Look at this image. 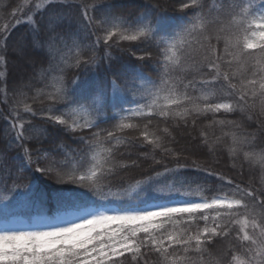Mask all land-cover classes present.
Wrapping results in <instances>:
<instances>
[{
    "label": "snow or ice",
    "instance_id": "snow-or-ice-1",
    "mask_svg": "<svg viewBox=\"0 0 264 264\" xmlns=\"http://www.w3.org/2000/svg\"><path fill=\"white\" fill-rule=\"evenodd\" d=\"M28 2L25 0V4ZM61 2L47 0L45 7L35 3L29 11L38 14L39 19L29 16L31 35L19 38L14 49L26 60L37 49L49 58L51 66L42 73L41 82L47 74L63 71L62 65L83 72L105 64L111 67L120 54L144 63L152 60L151 52L137 55L122 44L137 41L159 50L163 59H157L155 64L161 75L156 80L133 76L127 88L117 82L119 75L110 82L111 107L119 109L120 117L112 131L100 127L107 119L116 118L105 116V94H88L80 75L67 85L63 77L57 78L52 93L36 91L33 102L41 98V103L49 102L41 110L47 123L61 127L81 142L82 146L71 149L79 161L78 167L69 166L68 160L73 157L67 151L49 152L42 157V148L28 147L36 137L25 135L33 125L24 116L35 117L37 112L25 102L29 97L24 89L31 90L32 84L20 82L14 86L16 100L4 117L8 128L5 139L0 140V170L7 171L11 187L4 180L0 184L6 191L14 192L13 199L27 196L32 191L31 182L21 181L25 179L24 172L31 170L79 185L86 191L75 196L58 194L59 207H73L71 216H54L49 222L30 228L10 226L5 221L0 228V264H264V175L259 189L251 184L242 187L243 181L227 180L231 195H221L224 175L202 168L196 160L182 158L184 149L178 151L169 146L178 141L168 127L159 129L160 134L149 131L153 119L172 122L177 129H184L195 148L213 151L207 133L197 132L198 121L209 114H238L240 123L216 119L212 123L234 129L226 134L231 136L229 153L234 161L240 160L241 167L244 161L250 167L259 163L264 172V152L244 151L255 146L256 137L264 142V4L224 0L221 8L213 9L216 15H212L206 10L207 0H173L172 5L147 0L144 10L130 18L109 0H84L79 16H71L60 6ZM18 11L14 10L13 16ZM257 12L260 14L255 15ZM16 24H20L18 19ZM65 26L71 28L72 37L81 32L93 37L88 47L90 55H82L75 39L69 46ZM9 27L11 24L0 28V36ZM7 52L6 47L0 48V53ZM5 64V55L0 54V67ZM197 91L200 95L190 94ZM125 104L135 107L125 108ZM53 112L59 114L52 115ZM82 112L92 119H85ZM134 119L147 123L141 128L140 124L126 122ZM244 125L254 126L256 132H247ZM125 130H138L139 136L118 135ZM144 143L151 146L153 153L159 150L162 160L171 157L177 164L175 169L169 168L153 156V164L163 167V173L155 174L157 177L167 174L176 178L168 191L152 187V176L118 193L100 190L97 185L102 176L111 175L117 168L139 167L137 160L147 153L129 163H122L120 158L126 153L131 157L132 150ZM13 153L20 158L14 168L8 163ZM187 167L217 177L222 185L212 190L217 194L199 199H168L172 195L192 196V184L202 191L197 182L179 178L181 169ZM19 188L27 191H14ZM89 193L100 200L109 195L117 197L122 206L110 212L73 203L74 197L83 199ZM149 198L160 202L149 203ZM225 242L228 243L224 248L213 252ZM237 252H242L244 258L234 254Z\"/></svg>",
    "mask_w": 264,
    "mask_h": 264
},
{
    "label": "trees",
    "instance_id": "trees-1",
    "mask_svg": "<svg viewBox=\"0 0 264 264\" xmlns=\"http://www.w3.org/2000/svg\"><path fill=\"white\" fill-rule=\"evenodd\" d=\"M37 2L41 3L42 7L47 5V0H29L27 4H25V0H0V28L4 25L11 24L7 33L0 36V48L6 47L8 49L7 54L0 53L5 55L6 61L5 66L0 67V113H3V115L0 116V140L5 139V130L8 128V124L4 117L8 116L9 106L15 103L16 100V92L13 91L14 86L20 82L31 83V90L27 88L24 89L29 97L25 102L37 112V115L35 117L30 115L24 116L25 121H30L33 125L32 128L25 132V135L36 137V139L30 140L28 147L30 149L33 147L42 148V157L49 152L64 153L67 151L70 156L73 157L68 160L69 166L78 167L79 161L75 158L76 154L71 153V149L76 148L78 145L82 146L81 142L71 133L64 131L61 127L47 123L44 119L45 113L41 110L46 109L49 106V102L43 100V103H41V99L43 98L37 99L33 102L31 98L35 96L36 91L42 89L45 93H52L54 92L57 78L63 77V81L67 85L75 76L80 75L83 83L86 85L88 94L97 93L98 91H103L105 94L108 105L105 110V116H115L116 118L107 119L105 123L100 125V127L112 131L114 125L120 122V117L117 115L119 109H113L111 107L112 98L110 82L119 75L121 78L118 79L117 82L120 83L122 87L127 88L130 87L132 83V77L136 75L156 80L160 77L161 73L157 70L158 65L155 64V61L157 59L162 60L163 57L159 55V50L154 45H146L139 41L122 42L124 47L130 48L132 51L136 52L137 55L142 54V51L151 52L153 59L144 63L136 61L124 54H120L111 67H108L107 64H105L99 68L83 72H77L74 69L62 65L61 67H63V71H53L50 74H47L41 82L42 73H47V70L51 66L49 58L38 49L32 52L27 60L14 52L17 40L19 38L30 37L31 35L30 27L28 25L29 16H33L34 19H39L38 14L29 11V9L33 8L34 4ZM83 2L84 0H62L60 6L65 8L71 16H79L81 11L80 5ZM91 2L92 0H88V3ZM109 2L115 3L117 10L123 15L135 18L144 10V4L147 0H109ZM207 2L208 7L206 10L211 12L212 15H216L213 9L221 8L224 0H207ZM227 2L239 3L240 0H227ZM161 3L172 5L173 0H161ZM254 3L256 5L264 4V0H254ZM16 9H19V11L13 16V12ZM168 11L171 14V7L168 8ZM259 14L260 13L258 12L255 13V15ZM17 19L20 21L19 25L16 24ZM63 31L68 34L65 37V40L69 46H71L72 39H75L82 49V55L91 54L88 52V47L92 43V36L87 32H81L78 37H72V30L68 26H65ZM69 63H71V61H69ZM143 82L144 81H136V83ZM190 94L195 96L200 95V92L197 91ZM129 99H131V97H129ZM124 107H135V104H125ZM21 111H23V105H21ZM51 114L58 115L59 112H53ZM122 115H127V113H122ZM213 119L233 120L238 123L242 122L241 117L238 114L227 116L216 114L215 117L209 114L206 118H201L196 125V130L197 132L202 130L207 133L208 144L214 149L213 151L195 148L190 139L187 138L184 129H177L175 123L172 122L164 123L159 119H153L152 124L149 126V131H155L157 134H160L158 131L159 129L168 127L169 132L175 137L176 141H178V144L171 143L169 146L178 151L184 149V151H181L182 158L187 157L190 160H196L197 164L202 168L207 167L210 171H215L220 175H224L226 177V180L223 182L224 191L219 194L231 195L227 180H234L235 183H241L243 181L244 183L241 184L242 187L251 184L253 187L259 189L261 187V176L264 175V172L261 170V165L255 163L250 167L248 162L244 161L243 166L241 167L240 160L234 161L229 153V148L232 147L231 136L226 135L233 132L234 129L225 125L213 124ZM126 122L140 124L142 128L143 125L147 123V120L134 119ZM244 127L247 132H256L254 126L249 127L248 125H244ZM88 132L89 130H86L85 135H87ZM197 132H193V135H196ZM118 135L132 138L139 136V131L125 130L124 133H118ZM113 143H115V141H113ZM254 145L253 148L246 147L244 151H255L257 153L264 152V142L260 141L259 137L255 138ZM105 146L107 147L108 145ZM121 150H124L123 145H121ZM132 153L131 157L126 153L124 157L120 158L121 162L129 163L130 160L137 159V156H140L141 153H147V156H141L140 159L137 160L139 167H128L124 169L117 168L111 175L102 176L99 179L97 187L106 193H118L123 188H130V186L135 185L138 181H145L148 176H152L155 181V183H152V187H161L164 188L165 191H168L169 186L175 182L176 178L167 174H162L159 177L155 175L157 172L163 173L162 165L153 164V156H155V159L158 161L162 160L159 150H156V152L153 153L151 146L144 143L139 148L133 149ZM8 163L13 168L16 167L20 164L19 156L15 153L11 154ZM162 163L167 164L169 168L175 169L177 167V164L171 157L163 159ZM41 166L44 165L42 164ZM181 173L182 175L179 177L180 179L197 182L202 191H198L196 184H192L194 192L192 196L172 195L171 197H168V199H199L201 197H212L217 194L212 190L219 189L222 186L217 177L208 176L204 171H197L193 167L182 168ZM7 176V171L0 170V180H4L8 183V186L11 187V182L8 181ZM24 177L25 179L21 181V183H28L30 181L32 185L31 193L27 196L13 199L14 192L6 191L4 184H0V205L4 202L13 200L28 201L29 205L23 206L18 209L17 212L27 217H31L34 214L54 216L59 210L73 209L71 205L63 208L59 207L57 204L58 194L67 193L75 196L77 193L86 191L85 188L79 185L65 183L57 180L55 177L41 175L40 173L31 170L25 171ZM14 191L26 192L27 189L19 188ZM152 201L159 200H151L149 198V203ZM73 203L77 206L86 205L88 207H105L113 205L120 208L122 206L117 197L109 195L107 199L100 200L98 197L91 195V193L83 199L74 197ZM4 213L5 212L0 214V220L9 218L10 215ZM227 243L228 242L218 244L216 249H213V252L215 253L216 250L224 248ZM234 254L240 255L241 258H244L242 252ZM155 259V257L151 258L152 261H155Z\"/></svg>",
    "mask_w": 264,
    "mask_h": 264
},
{
    "label": "rangeland",
    "instance_id": "rangeland-1",
    "mask_svg": "<svg viewBox=\"0 0 264 264\" xmlns=\"http://www.w3.org/2000/svg\"><path fill=\"white\" fill-rule=\"evenodd\" d=\"M80 115L83 116L85 119H92V117H89L87 113L82 112ZM177 200H183V199H173V201H177ZM159 202L160 201H152L150 203H159ZM28 205H29L28 201L24 202V200H18V201L13 200V201L2 203L0 205V214L5 212L4 214L10 215V216L8 219L0 220V228H3L5 221H7V223L10 226H15V227H20V228L35 227L37 224L49 222L50 218L54 216H61V215L71 216L74 212V209L59 210L54 214V216L34 214L31 217L23 216L22 214L17 213L18 209L22 208L23 206H28ZM95 208L96 207H93V206L89 207L90 210H94ZM101 208L106 209L110 212L112 210L119 209L115 206H105Z\"/></svg>",
    "mask_w": 264,
    "mask_h": 264
}]
</instances>
